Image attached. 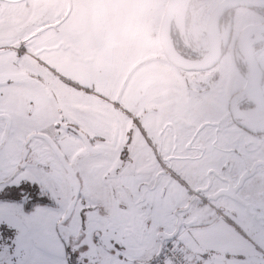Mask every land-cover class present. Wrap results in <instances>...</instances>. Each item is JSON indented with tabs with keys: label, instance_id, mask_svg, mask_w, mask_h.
<instances>
[{
	"label": "snow or ice",
	"instance_id": "1",
	"mask_svg": "<svg viewBox=\"0 0 264 264\" xmlns=\"http://www.w3.org/2000/svg\"><path fill=\"white\" fill-rule=\"evenodd\" d=\"M89 6L0 0V264H264V0L223 4L253 52L238 98L202 59L163 97L82 59Z\"/></svg>",
	"mask_w": 264,
	"mask_h": 264
},
{
	"label": "rangeland",
	"instance_id": "2",
	"mask_svg": "<svg viewBox=\"0 0 264 264\" xmlns=\"http://www.w3.org/2000/svg\"><path fill=\"white\" fill-rule=\"evenodd\" d=\"M166 1L88 0L90 6L84 9V15L91 27V35L81 46L79 56L86 60L93 57L98 50H103L110 63L114 58L115 69L120 61H125L126 68L128 65L133 67H129L127 73L132 69L141 71V80L152 76L158 78L156 91L160 94L156 96L168 95L172 88L169 82L171 67L165 60L157 39L158 25ZM213 2L214 0H204L192 7L194 12L190 18V37L196 44L202 43L203 20ZM7 16H10L12 21H9ZM17 18L15 8L6 7L0 13L2 23L14 22ZM234 27L235 32L240 29L235 21ZM69 61V57L61 59L60 67L66 73L68 72L65 65ZM228 62L226 54L216 65L219 78L215 79V82L222 83L226 93L232 94L242 78L234 63Z\"/></svg>",
	"mask_w": 264,
	"mask_h": 264
},
{
	"label": "flooded vegetation",
	"instance_id": "3",
	"mask_svg": "<svg viewBox=\"0 0 264 264\" xmlns=\"http://www.w3.org/2000/svg\"><path fill=\"white\" fill-rule=\"evenodd\" d=\"M168 1V0H167ZM165 3V6L167 4ZM204 0H178L174 11L172 13V18L169 26V39L170 44L173 49L177 52L178 55L181 57H187L189 59H204L208 53V45L205 36V26L206 21L208 18L209 13L213 9V7L222 0H214L213 4L208 10L205 19L203 20V40L201 44H196L195 41L190 37V18L194 10L192 7L194 4L198 2H202ZM164 6V9H165ZM163 9V12H164ZM192 10V11H191ZM163 15V13H162ZM161 15V18H162ZM8 17V16H7ZM6 17V20H7ZM160 18V21H161ZM9 21L11 17H8ZM159 21V24H160ZM159 27V25H158ZM213 37H214V45L216 48L219 49L221 52L219 60L210 68V75L215 79L219 78V73L216 71V65L220 62L221 58L228 55L229 62L234 63L241 75L242 80L246 78L247 74V67L243 58V55L240 53L239 47H237V36L241 29L235 32L234 27V20L231 19L229 15L225 13L223 10L219 13L216 17L215 22L213 23ZM158 34V31H157ZM158 39V37H157ZM159 43V42H158ZM160 46V45H159ZM164 56V55H163ZM113 58V57H112ZM165 58V57H164ZM166 60V59H165ZM167 61V60H166ZM111 65L113 69H115V60H111ZM167 63L171 67L168 61ZM61 60L58 62L57 67L59 71H63L60 67ZM226 64V62L224 63ZM133 68L128 65V68L125 67V61H120L119 66H117L115 71L120 75L121 78L128 77L130 80H140L150 86L153 95H158L160 92L156 91V86L159 83L158 78L150 77L148 79L139 78L141 71L130 70L128 73L127 71L130 68ZM136 67V66H135ZM68 74V73H66ZM34 94L37 98L38 103L44 100H50L53 93L57 94L58 99L55 101H51L53 105L59 102V97L61 92L63 91V85L58 80V78L54 77L51 73L48 74L45 82L43 83H36L33 85ZM242 94V90L239 87L235 88L234 92L232 91V95L236 96L237 98Z\"/></svg>",
	"mask_w": 264,
	"mask_h": 264
},
{
	"label": "water",
	"instance_id": "4",
	"mask_svg": "<svg viewBox=\"0 0 264 264\" xmlns=\"http://www.w3.org/2000/svg\"><path fill=\"white\" fill-rule=\"evenodd\" d=\"M178 0H168L165 6L159 27H158V42L161 48V51L165 57V59L170 63H179L182 59L180 55L173 49L170 44L169 39V26L172 18L173 9L176 5ZM225 0L220 1L217 3L211 12L208 15L206 26H205V36L208 45V53L206 57L203 59L208 63L210 68L219 60L221 52L218 48L214 45V37H213V23L216 20V17L219 15L220 12L224 10L223 4ZM237 47H239L240 53L243 55L246 67H247V74L246 77L249 75L250 71L252 70V65L250 64V57L253 55L252 49L248 44L243 31L240 30L237 36Z\"/></svg>",
	"mask_w": 264,
	"mask_h": 264
}]
</instances>
